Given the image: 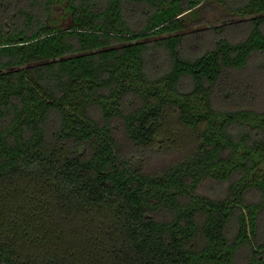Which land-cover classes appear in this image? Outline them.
I'll list each match as a JSON object with an SVG mask.
<instances>
[{"label":"trees","instance_id":"1","mask_svg":"<svg viewBox=\"0 0 264 264\" xmlns=\"http://www.w3.org/2000/svg\"><path fill=\"white\" fill-rule=\"evenodd\" d=\"M0 264H264V0H0Z\"/></svg>","mask_w":264,"mask_h":264},{"label":"rangeland","instance_id":"2","mask_svg":"<svg viewBox=\"0 0 264 264\" xmlns=\"http://www.w3.org/2000/svg\"><path fill=\"white\" fill-rule=\"evenodd\" d=\"M196 14L193 12H188L182 16V18L187 22L188 30L197 28L196 26H204L206 24L216 25L219 26L223 23V16H224V10L215 4L207 6L204 3H201L199 8L196 10ZM54 26L56 29H64L69 28L74 24L73 14L71 11V8L66 4V2H63L62 5L57 6V11L54 15ZM225 17V16H224ZM201 22H197L200 21ZM194 23L196 25H194ZM200 24V25H199ZM168 160H156L155 162L150 163L151 168L153 167H160L162 164L166 163ZM212 184H203L201 186V192L211 198H222L225 197L224 190H215L217 186L215 185V188H212Z\"/></svg>","mask_w":264,"mask_h":264}]
</instances>
